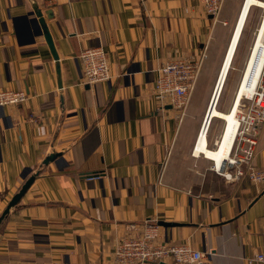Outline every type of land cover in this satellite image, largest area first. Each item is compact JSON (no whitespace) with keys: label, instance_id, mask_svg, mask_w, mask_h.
<instances>
[{"label":"crops","instance_id":"crops-1","mask_svg":"<svg viewBox=\"0 0 264 264\" xmlns=\"http://www.w3.org/2000/svg\"><path fill=\"white\" fill-rule=\"evenodd\" d=\"M229 2L214 17L198 0H0V89L28 93L0 106V217L38 173L0 223V264H118L116 244L147 220L172 223L159 224L160 240L209 251L203 264H263L250 259L264 252V123L237 180L195 153L233 35ZM252 38L241 34L220 110L234 103ZM98 46L112 77L88 84L80 54ZM179 57L203 58L196 88L186 106L158 109L157 69ZM223 120L213 118L209 146Z\"/></svg>","mask_w":264,"mask_h":264},{"label":"built area","instance_id":"built-area-1","mask_svg":"<svg viewBox=\"0 0 264 264\" xmlns=\"http://www.w3.org/2000/svg\"><path fill=\"white\" fill-rule=\"evenodd\" d=\"M198 1L202 4L206 13L218 17L226 0ZM262 24L263 22H261L258 28L250 58L258 44ZM259 50L264 54V37L260 42ZM80 58L83 65L85 83L94 84L111 79L109 61L105 50L101 46L83 49ZM202 62L203 58L191 59L179 57L166 62L157 69L155 97L160 102L158 109H165V105L168 102L176 105V107H183L189 103L200 74ZM27 98L28 93L25 90L0 89V106L19 104ZM236 116L238 123L231 151L227 154L221 165H213V169L218 174L231 181L237 180L245 174L242 165L248 164L250 166L258 145L259 129L264 123V60L257 83L251 95H249L248 91H245L243 94ZM206 118L207 114L201 124L198 137L201 134ZM211 122L210 119L207 131H209ZM216 143L218 144V140ZM248 174L256 182H261L263 179V173L258 169L253 168ZM103 176V173H95L88 175L87 179L98 180ZM160 238V225L158 221L147 220L143 229L138 234L118 241L114 250L117 263L203 264L205 257L209 253V251L200 250L188 243H175L160 240ZM254 260L264 264V252L257 253L250 259V262Z\"/></svg>","mask_w":264,"mask_h":264},{"label":"bare ground","instance_id":"bare-ground-1","mask_svg":"<svg viewBox=\"0 0 264 264\" xmlns=\"http://www.w3.org/2000/svg\"><path fill=\"white\" fill-rule=\"evenodd\" d=\"M253 5H260L264 8V0H243L241 10L234 28V33L231 38V42L229 43V46L227 48L225 57L221 65V69L219 71V75L217 77L218 79L216 83L217 86L215 89V93L213 95L212 101L210 99L211 103H209L210 105L208 108L206 122L203 126L200 136L197 137L196 140L195 153L197 154L202 153L203 155L206 156V158L208 157L209 159H211L213 161V165L216 164V166L221 165L223 160L227 157V154L231 151V146L235 138L234 135L238 123V119L236 116L238 105L245 91H248L249 95H251V92L253 91V88L255 87L258 77L260 75L264 60V54L261 53V51L259 50L260 42L264 37V19H263V21H261L263 22V24H262V31L259 37L258 44L256 45V48L254 49L251 58H249L247 67L243 72L240 88L237 91L236 98L232 105L233 108L231 107L229 111L220 110L217 106L218 99H220V96L223 92L241 34L243 32L245 23L247 21L249 11ZM214 117H221L222 119H224L225 125H224V131L220 139L218 140L217 147L212 149L211 147H209L208 144L207 126L210 119L212 121Z\"/></svg>","mask_w":264,"mask_h":264},{"label":"rangeland","instance_id":"rangeland-1","mask_svg":"<svg viewBox=\"0 0 264 264\" xmlns=\"http://www.w3.org/2000/svg\"><path fill=\"white\" fill-rule=\"evenodd\" d=\"M242 3H243V0H230V2H229V9L228 8H226V10H227V16H229L228 17V20H229V27L231 28V33L233 34V30H234V26H235V24H236V22H237V18H238V15H239V13H240V10H241V6H242ZM224 9V8H223ZM231 10H233V11H231ZM263 14H264V8L262 7V6H260V5H253L252 7H251V9H250V11H249V14H248V17H247V21H246V23H245V26H244V30H246V29H249L251 32H252V34H253V38H252V42L249 44V46L247 47V49H246V51L244 52V50L245 49H243V54L245 55L244 57H245V61L243 62V64H242V67H241V69H243V71H242V74H243V72H244V70H245V68H246V64H247V62H248V58H249V56H250V53H251V49H252V47H253V45H254V42H255V40H256V36H257V32H258V28L260 27V24H261V21H262V19H263ZM243 30V31H244ZM245 33V32H244ZM229 41H230V39H229ZM231 42V41H230ZM229 42V43H230ZM241 43V42H240ZM241 45V44H240ZM228 46H229V44H228ZM240 47V46H239ZM228 48V47H227ZM241 48V47H240ZM242 53V52H241ZM237 58V57H236ZM236 58L234 59V60H236ZM219 75V74H218ZM218 77V76H217ZM216 77V83H217V78ZM199 80V79H198ZM241 80H242V78H241ZM216 83H215V86H214V89H213V91L211 92V94H210V97H209V102L207 103V105H206V107H205V114H204V116H203V119H204V117H205V115L206 114H208V108H209V103L211 102L210 101V99H212V97H213V95H214V93H215V87L217 86L216 85ZM226 83L227 84H229L230 83V76H228L227 77V80H226ZM226 83H225V86H224V89H223V92H222V94H221V96H220V99H218V108L220 109V101H221V99L223 98V97H225V99H226ZM197 85V84H196ZM199 87L201 88V87H203L202 86V84H199ZM195 88H196V86H195ZM240 88V87H239ZM199 89V88H198ZM195 90V89H194ZM200 90V89H199ZM199 90H198V92H196L195 93V95H194V97L196 96V98H195V101L198 99V96L201 94L200 92H199ZM236 94H237V92L235 93V96H236ZM212 96V97H211ZM236 98V97H235ZM235 100V99H234ZM233 108V107H232ZM231 108H229L227 111H229ZM202 122H203V120H202ZM225 123V120H223V124ZM202 124V123H201ZM223 127H224V125H223ZM223 131H224V129H223ZM223 133V132H222ZM211 144V143H210ZM215 145H213V144H211L209 147H214ZM215 148V147H214ZM214 148H212V149H214ZM212 165H213V163H212Z\"/></svg>","mask_w":264,"mask_h":264},{"label":"water","instance_id":"water-1","mask_svg":"<svg viewBox=\"0 0 264 264\" xmlns=\"http://www.w3.org/2000/svg\"><path fill=\"white\" fill-rule=\"evenodd\" d=\"M36 13H37V15L39 17V21H40V23H41V25L43 27L42 28L43 29V33H44V36L46 38V41H47L48 45L50 46L52 55H53L54 59L57 60V71L60 72L59 62H58L59 55H58L57 50L55 48V44H54L53 38L51 36V33L49 31V28L47 26V23L45 21V18L42 15V12L40 10H38ZM58 84H59V87L62 86V82H61L60 78H59ZM56 156H58V153H52V154H50L47 157V159L44 162L47 163L49 160L54 159ZM37 174L38 173L36 172L35 174L30 175L28 177V179L26 180V182L22 185L21 189L12 197V199L10 200V202L8 203L6 209L3 211V213H2V215L0 217V223L3 220V218L7 215V213L9 212L10 208L20 201L21 197L28 190V188L30 187V185L32 184L34 179L36 178ZM159 224L165 225V226L172 225L171 222H167V221H159Z\"/></svg>","mask_w":264,"mask_h":264}]
</instances>
